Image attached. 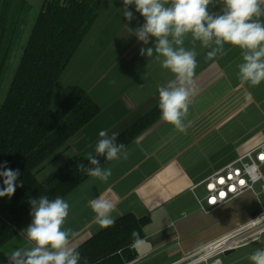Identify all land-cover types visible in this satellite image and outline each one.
I'll return each instance as SVG.
<instances>
[{
  "label": "crops",
  "instance_id": "obj_1",
  "mask_svg": "<svg viewBox=\"0 0 264 264\" xmlns=\"http://www.w3.org/2000/svg\"><path fill=\"white\" fill-rule=\"evenodd\" d=\"M161 3L171 7L173 0ZM259 8L261 15H254L250 22L264 23V2ZM126 9L133 13L130 21L124 16ZM208 11L220 15L226 6L223 0H212ZM144 23L135 5L125 6L123 0H108L102 8L60 79L59 97L61 101L78 85L101 111L45 161L36 172L39 181L73 156L95 153L101 139H111L159 105L160 87L180 86L177 75L163 67L165 57L156 51L158 38L149 34L145 43L137 36ZM173 32L174 27L166 37L173 50L183 48L196 54L194 75L183 85L189 92L188 112L182 116L186 131L176 130L160 117L121 150V159L101 167L112 169L107 182L89 176L66 194L63 199L70 208L61 230H71L69 248L75 249L105 229L96 223V214L89 206L90 200L102 195L115 204L111 213L115 221L126 214L150 217L164 208L177 230L173 240L126 264H180L183 258L223 235L207 234L199 241L183 242L190 233H207L209 229L196 224L194 215L203 211L191 188L264 142V81L252 86L240 77V65L250 50L228 43L217 50L220 46L215 37L205 46L191 32L183 34V42L176 44ZM149 48L151 56L147 54ZM214 50L215 56L209 58ZM101 130L107 131L106 137L99 136ZM126 150L129 156L125 160L122 157ZM49 164L53 166L43 175L42 170ZM196 192L202 193L203 188ZM28 227L0 248V264H14V251L23 254L36 246L27 237ZM176 243L179 247L170 250ZM48 250L52 251L50 247Z\"/></svg>",
  "mask_w": 264,
  "mask_h": 264
},
{
  "label": "trees",
  "instance_id": "obj_2",
  "mask_svg": "<svg viewBox=\"0 0 264 264\" xmlns=\"http://www.w3.org/2000/svg\"><path fill=\"white\" fill-rule=\"evenodd\" d=\"M108 0H44L9 89L0 103V165L19 170L16 190L0 197V248L33 221L31 200L63 198L104 166L106 153L78 154L39 181L36 172L100 111L81 86L54 105L60 79ZM27 0H0V87ZM264 25V23L262 24ZM56 106V107H55ZM161 117L159 105L115 136L116 145L131 143ZM99 161L92 165L90 158ZM83 165V170L79 167ZM0 168V171H3ZM23 185L22 187L20 185ZM4 187L0 177V189ZM150 217L126 214L75 248L78 264H126L138 257L132 245L144 237ZM136 233V235H133Z\"/></svg>",
  "mask_w": 264,
  "mask_h": 264
},
{
  "label": "clouds",
  "instance_id": "obj_3",
  "mask_svg": "<svg viewBox=\"0 0 264 264\" xmlns=\"http://www.w3.org/2000/svg\"><path fill=\"white\" fill-rule=\"evenodd\" d=\"M212 0H173L171 7H165L161 0H123L125 6L135 5V11L145 18L144 25L137 30L140 40L147 43L150 34L158 38L156 51L165 57L163 67L170 69L177 75L180 86L170 84L169 87L159 88V108L161 118L175 127L180 132L186 131L182 123V116L188 112L189 92L183 86L193 75L197 67L194 51H185L180 48L173 50L166 38L170 28L174 27L173 35L176 44H181L183 34L191 32L195 39L201 40L205 46L215 37V43L221 50L224 43L239 46L250 50L243 57L244 63L240 65V77L252 86L264 81V25L259 22H250L252 17L261 15L259 4L264 0H223L226 11L220 15L210 14L208 6ZM124 16L129 21L133 13L127 9ZM258 49V50H257ZM210 52L209 58L215 56L216 51ZM145 50L141 49V55ZM147 54L152 55V49H147ZM100 137H106L107 131L101 130ZM115 134L111 139H101L96 152L105 154L109 161L121 159V150L124 144L116 145ZM129 152H123V159H127ZM90 158L92 165H98L99 161ZM83 170V165L79 166ZM0 177H3L4 187L0 189V197H11L16 190V180L19 170L9 169L6 165H0ZM88 175L107 182L112 175V169L95 167L88 170ZM23 186L22 184L20 185ZM33 206V221L27 228V237L35 242V247L23 254L20 250L12 253L14 264H78L80 254L73 248H69V234L71 230H61L66 217L69 215L70 205L63 198L57 197L49 201L41 197L38 206L36 200H31ZM89 206L96 214L95 220L100 228H108L114 225L115 217L111 213L115 210V204L103 195L90 200ZM133 235H136L134 233ZM49 247L52 251L48 250ZM22 257H26L22 258ZM254 264H264V250H257L250 256Z\"/></svg>",
  "mask_w": 264,
  "mask_h": 264
},
{
  "label": "built area",
  "instance_id": "obj_4",
  "mask_svg": "<svg viewBox=\"0 0 264 264\" xmlns=\"http://www.w3.org/2000/svg\"><path fill=\"white\" fill-rule=\"evenodd\" d=\"M200 187L203 188V196L196 192ZM191 189L199 208L207 214L248 191L259 198L264 193V142L228 162ZM256 208H261L262 211L250 221L237 224L229 232L183 258L180 264H224L222 256L227 251H236L259 242L264 235L263 202L260 201Z\"/></svg>",
  "mask_w": 264,
  "mask_h": 264
},
{
  "label": "rangeland",
  "instance_id": "obj_5",
  "mask_svg": "<svg viewBox=\"0 0 264 264\" xmlns=\"http://www.w3.org/2000/svg\"><path fill=\"white\" fill-rule=\"evenodd\" d=\"M43 2L44 0H27L25 13L23 18L20 20L19 30L15 36L12 51L7 62L6 73L0 87V103L4 101V98L7 94L11 80L20 63L25 46L28 42L29 36L41 10ZM59 97L60 95L57 97L54 103L56 106L60 102ZM89 155L91 154H87V156ZM51 165L52 164H49L45 170H42L43 175L49 170ZM203 195V192L200 193V196ZM260 201L264 204V193H262L260 197L257 198L252 191H248L231 200L229 203L210 213L209 215H206L201 211L196 212L194 215V218H197L196 224H201L204 225L203 227H208V232L194 231L190 233V238L183 239V242L185 240H188L191 243L199 241L201 240L202 235L207 234L212 237L222 233L225 234L236 227L237 224H243L250 221L253 218L251 212L254 208L260 205ZM259 249L264 250V235L259 242L253 245L240 248L229 255H223V263L254 264V262L250 259V256Z\"/></svg>",
  "mask_w": 264,
  "mask_h": 264
},
{
  "label": "water",
  "instance_id": "obj_6",
  "mask_svg": "<svg viewBox=\"0 0 264 264\" xmlns=\"http://www.w3.org/2000/svg\"><path fill=\"white\" fill-rule=\"evenodd\" d=\"M262 211L261 208L254 209L252 216L258 215ZM144 237L134 243V248L138 254V257H143L155 248L166 244L176 237L177 230L174 224L171 222L164 208L150 215V222L143 227ZM179 244L176 243L170 247V250L176 249ZM235 250H229L226 255L233 253Z\"/></svg>",
  "mask_w": 264,
  "mask_h": 264
}]
</instances>
